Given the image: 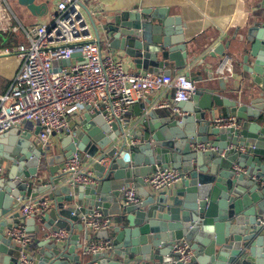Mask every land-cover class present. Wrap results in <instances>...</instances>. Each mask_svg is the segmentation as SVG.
<instances>
[{
    "label": "water",
    "instance_id": "water-1",
    "mask_svg": "<svg viewBox=\"0 0 264 264\" xmlns=\"http://www.w3.org/2000/svg\"><path fill=\"white\" fill-rule=\"evenodd\" d=\"M17 3L34 17L47 13V4L37 0ZM262 10L246 35L217 40L208 55L215 61L213 66H203L204 61L197 65L213 71L220 59H235L242 75H253L255 87L249 92L239 94L244 78L232 88L217 73L207 74L208 81L221 80L205 84L193 69L185 75L197 91L189 102L178 104L182 117L173 114L158 119L148 112L127 130L117 123L108 126L97 114H85L78 132L62 139L61 146L69 148L66 154L53 158L44 184L31 180L36 168L46 162L47 152L38 150L28 133H19L17 139L13 133L0 135V155L2 144L9 147L0 158V164L3 159L9 165L7 178L0 182V264H21L20 248L7 235L20 220L29 225L27 232L39 231L33 218L24 220L19 214L32 186L36 190L30 199L44 195L39 201L52 204L39 224L48 235H69L63 247L56 239L38 243L37 257L27 250V261L32 264H182L172 252L180 240L190 244L193 258L189 264L264 261V230L260 226L264 221V0ZM90 23L97 41L102 42L92 17ZM101 30L112 55L121 52L138 70L164 76L182 73L218 36L211 30L186 42L179 18L167 11L136 7L111 21L105 19ZM62 66H70V61ZM56 68L54 63L53 70ZM216 111L235 118V127L216 128ZM39 131L37 127L34 135ZM199 144L211 150H192L191 146ZM73 155L82 165L90 166L95 184L82 187L64 182L58 172ZM99 158L106 159L107 165L95 161ZM154 165L172 167L186 178L173 192L152 193L145 179ZM133 182L141 199L121 206L123 191ZM110 207L119 219L110 228L111 248L89 255L84 262L75 251L88 256L90 237H85L82 246L73 232H86L82 218L94 210L107 217ZM102 233L105 237L101 239H108L107 231Z\"/></svg>",
    "mask_w": 264,
    "mask_h": 264
},
{
    "label": "built area",
    "instance_id": "built-area-1",
    "mask_svg": "<svg viewBox=\"0 0 264 264\" xmlns=\"http://www.w3.org/2000/svg\"><path fill=\"white\" fill-rule=\"evenodd\" d=\"M90 17L81 0H56L55 11L25 31V43L17 45L14 50L3 51L4 55L15 53L19 67L7 91L0 96V135L32 123L40 129L36 138L45 150L51 145L53 136L73 134L72 120L81 113L97 114L108 126L121 125L136 102L154 93L171 92V100H162L155 108L176 114L179 103L192 99L197 89L183 72L170 76L127 72L121 60L115 59L103 49L101 42L91 38ZM8 31L16 33L18 27L10 24L4 0H0V33ZM64 61H70V66L63 67ZM54 63L57 64L56 71L53 70ZM216 73L221 78L230 76L231 62L224 59ZM261 87L264 88V74ZM235 124L236 119L230 116L214 122L219 129L232 128ZM191 148L201 152L211 150L205 144ZM95 161L104 166L108 163L101 158ZM3 173L0 166V177ZM58 173L64 176L65 183L71 185L86 187L95 184L90 168H85L77 155L66 160ZM185 178L186 175L174 169L154 165L145 185L152 193L169 192ZM123 197L124 205L139 202L134 188L125 189ZM49 208L47 200L33 199L24 204L19 213L24 220H40ZM81 223L86 230L94 232H106L112 227V220L99 210L84 216ZM260 226L264 230V221H260ZM7 235L20 248L21 264H32L27 261V247L31 240L24 223ZM54 238L63 241L67 236L60 232ZM110 248V242H100L89 246L88 253H103ZM172 252L182 264H189L193 258L190 244L185 240L178 241Z\"/></svg>",
    "mask_w": 264,
    "mask_h": 264
},
{
    "label": "crops",
    "instance_id": "crops-1",
    "mask_svg": "<svg viewBox=\"0 0 264 264\" xmlns=\"http://www.w3.org/2000/svg\"><path fill=\"white\" fill-rule=\"evenodd\" d=\"M84 11L86 14L93 18L95 24L97 25L98 35L100 36L103 41L101 42L103 49L108 52L110 55L111 51L108 49L107 43L104 41V34L101 30V25L105 21V19L112 20L114 16L119 15L120 13L127 12L132 10L133 8H138L139 10H150L154 11H167L169 16L179 18L183 27V37L186 42H191L193 40H197L201 36L205 35L211 30H214L218 33L217 38L215 39L214 43L209 46L207 49L202 51L194 62L189 64L186 70L183 71L185 75L186 72H190L193 69H197L200 75L203 78V82L206 83H218L221 79H225L227 82L226 84L231 85L233 88L236 87L240 81V79L244 78L243 84L241 85V91L239 94H243L244 92H249L254 88L253 83V75H242L241 68L235 59H231V74L226 78L221 79H212L210 81L207 80V74L214 75L217 72V69L213 71H209L205 67H198L201 62L204 61L203 66H213L215 63L214 59L208 57L211 50L216 46L217 40L224 38L227 35L232 36H244L247 33V30L253 25L256 20V17L260 15L262 10V2L263 0H81ZM38 4H47V13L43 17H34L32 16L25 7L20 6L17 3V0H4V6L7 8L8 17L10 19V24L12 26L18 27V32L12 33L8 31L7 36L4 37L0 44V96L5 94L7 91L12 79L14 78L17 69L19 67V60L17 59L15 53H10L9 55L2 54L4 50L10 49L14 50V48L19 45L23 44L26 41L25 31H28L31 27L36 24L43 22L47 15L53 13L55 11V4L56 0H37ZM2 34V33H0ZM90 36L92 39L96 40L95 33L93 32L92 28L90 27ZM12 37L13 44L9 46L8 40ZM21 38V41H20ZM11 41V42H12ZM233 46L236 48V44L234 43ZM246 46V43L244 47ZM234 48V49H235ZM115 59L121 60L124 64V67L127 72L132 74L142 73V70H138L135 65L133 64L132 60L128 57L124 56L121 52L112 55ZM224 59H220L217 68L223 62ZM175 74V73H174ZM173 75V74H172ZM186 76V75H185ZM172 93L170 92H157L150 96H148L145 100L136 102L130 112L126 115L123 123L121 124L122 127L127 126V130L131 129L138 121L148 112H153L156 114L157 118H165L168 116H172L173 114L169 110H156L155 106L162 100L168 99L171 100ZM178 108V105L176 106ZM85 113H81L80 115H76L72 120V128L73 133L78 132L80 128V124L84 119ZM178 115L180 117L183 116V113L178 109ZM226 117L225 112L222 114L218 111L215 112V117L213 122L218 118ZM37 128L36 125L32 123H26L19 127L18 129H14L9 131L8 134L13 133L15 139H17L18 134L28 133L31 135L30 142H33L34 145L38 150L41 152L46 151V162H42L36 168V176L31 180L33 183H41L44 184L47 182L49 177V167L53 164V158L55 156L66 154V148L69 146L62 147L61 142L64 138L60 135H55L52 138L51 145L43 150L39 143L37 142L36 135H34L35 129ZM78 144L81 143L79 139H76ZM9 147L7 144L1 145V155L4 156L6 154V149ZM0 166L4 169L3 175L0 177V182L7 178L9 165H7L3 159H1ZM85 168H90L88 165H84ZM172 169V167H170ZM146 180V179H145ZM264 185V183H261ZM180 187V182H178L170 192H173L176 188ZM128 188H134L136 190V194L138 199L140 200V195L138 193V188L136 184L133 182L129 185ZM36 188L32 186L29 188V191L26 193L28 200L23 202L21 206L26 204L28 201L33 200L30 199V195L34 192ZM44 195H40L34 201L41 200ZM50 208H52V204L47 201ZM84 204V203H83ZM124 203H121V206ZM76 205L74 206V208ZM110 207L108 211V218L112 220V226H115L119 223V219L117 216L113 215L114 211ZM18 211V210H17ZM20 214V213H19ZM21 217V216H20ZM40 220H35L34 226L39 228V231L36 233L34 231L27 232L31 242L30 245L27 247V250L31 252L30 254L34 257L36 255V247L38 243L42 242L46 239H55V235H48L47 231L43 229V227L39 224ZM23 222L20 220L19 224ZM25 228L28 229L29 225L24 223ZM32 227V226H31ZM108 239H101L105 237V235L100 232H94L91 230H86V232H78L74 231L73 234L79 237V242L82 246L86 245L84 239L86 236L90 237L89 246L96 245L100 242H110L112 236L110 230L107 231ZM68 238V234L65 233ZM65 240V239H64ZM64 240L60 243V246L63 247ZM76 254H78L82 261L86 262L89 259L88 256H82L81 250H76ZM258 264H264V261H255Z\"/></svg>",
    "mask_w": 264,
    "mask_h": 264
},
{
    "label": "trees",
    "instance_id": "trees-1",
    "mask_svg": "<svg viewBox=\"0 0 264 264\" xmlns=\"http://www.w3.org/2000/svg\"><path fill=\"white\" fill-rule=\"evenodd\" d=\"M5 36H7V34H0V44ZM11 41H12V37L8 40V43H10L9 46L11 45V43L13 44V41L12 42Z\"/></svg>",
    "mask_w": 264,
    "mask_h": 264
},
{
    "label": "rangeland",
    "instance_id": "rangeland-1",
    "mask_svg": "<svg viewBox=\"0 0 264 264\" xmlns=\"http://www.w3.org/2000/svg\"><path fill=\"white\" fill-rule=\"evenodd\" d=\"M47 17V16H46ZM46 17H44V19L46 18ZM20 41H21V38H20ZM25 43V42H24ZM103 47V46H102Z\"/></svg>",
    "mask_w": 264,
    "mask_h": 264
}]
</instances>
